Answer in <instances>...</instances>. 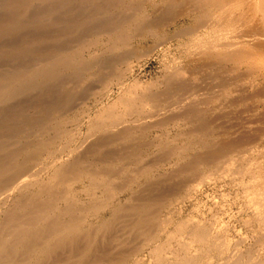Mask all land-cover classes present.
Masks as SVG:
<instances>
[{
  "label": "bare ground",
  "instance_id": "1",
  "mask_svg": "<svg viewBox=\"0 0 264 264\" xmlns=\"http://www.w3.org/2000/svg\"><path fill=\"white\" fill-rule=\"evenodd\" d=\"M146 2L0 0V264H264L219 221L178 216L231 182L264 229V0ZM148 39L181 54L143 84Z\"/></svg>",
  "mask_w": 264,
  "mask_h": 264
},
{
  "label": "rangeland",
  "instance_id": "2",
  "mask_svg": "<svg viewBox=\"0 0 264 264\" xmlns=\"http://www.w3.org/2000/svg\"><path fill=\"white\" fill-rule=\"evenodd\" d=\"M146 1L149 2L148 4L146 2V4H147L146 5V7H147L146 11L147 12H150V10H152V8H153L152 4L154 5V4L160 3V0H157V2L154 0H146ZM257 2H258V0H255V3H257ZM149 4H151V5H149ZM1 14L4 15V12L0 13V17L3 18L4 16ZM116 15H119V11L117 13H116V11L114 12V16H116ZM67 20H68V18L63 15V16L57 17L56 21L58 22V24L64 25L67 22ZM50 29L53 31V36L58 35V33H55L56 32L55 28L51 27ZM173 29L174 28H172V30ZM43 33L44 32H42V30H40V29L34 30V28H32V30H31V27H29V34H30L29 36L30 37L32 36V34H34V36H36V38L38 40L40 38L39 36L41 34L43 35ZM22 36L23 35L21 34V36L17 35L14 38H12V40L9 39V41H7V44L10 43L8 45H13L15 47H21L23 44V41H24V38ZM72 41H73L72 44H74V43H76L77 40L75 41V39H73ZM143 42L142 43H140V42L133 43L134 47H136V45H137L136 48L131 46L134 49L139 48L140 50H142L141 52H143V54H141L140 58H136L133 62V69H134L133 71L134 72L132 73L133 78L131 77V79L135 78L136 80L143 82V84H147L148 82L150 83V82L156 81V79H159L161 77V75L165 69L164 65H167L168 63L170 64V62L172 63L174 61V59L181 54V49H177V45H175V42H172V41H168L170 43V46L167 43L164 45V47L160 46V48L155 47L154 45L152 46L153 42H152V40L150 41V39L145 40ZM149 42H150V44L152 42V44L150 45ZM34 44L32 46V51H33L34 55H31V57L29 56V67H33V66L37 65V60H38V57L36 56L37 53H39L41 51L45 52L49 48V46L43 45L42 43H40V41H35ZM58 44H56L53 47H50V48H53L50 50L51 52L53 51L52 53H54V51H56L55 49H62V48H64V46L65 47L67 46L66 44L64 45L62 43H60L59 45ZM148 45H150V46H148ZM146 46H148V47L146 48ZM149 47H150V49H149ZM165 47H167V50ZM163 49H164L165 53L163 52ZM151 50H153V51H151ZM1 61H2V63H1ZM135 61H137V62H135ZM6 62H7V64H6ZM136 64H138V65H136ZM7 66H9V67L7 68ZM11 67H12V64L10 61H4L3 59L0 60V72L6 73ZM47 88H49L50 90H48ZM47 88L44 89L45 95H50L51 93L54 95V93L56 94V91L60 92V88L58 86H55V85L47 87ZM57 89H59V90H57ZM46 91H47V93H46ZM50 91H52V92H50ZM29 97H30L29 98V100H30L29 101V107H30L29 113L32 112L31 114H33V113H35V111L33 110L32 106L34 105L33 100L37 101L36 93H33V95L30 94ZM38 127L35 128L36 130H34V132H37L40 129V126H38ZM260 147H261V149H264V144H263V148H262V146H260ZM263 159H264V157H262L261 159H258L256 162L259 163L261 160L263 162L264 161ZM229 183H230V185H229ZM227 185H229V186H227ZM239 186H240L239 184H235V183L231 184V182H226V183L222 184L221 186L219 185L218 187H215V188H212L213 186L204 187V190L206 192L202 193L201 194L202 196L199 195V200H195L197 202L196 203L197 206L196 207L193 206L192 205L193 203L190 205H187L188 207L185 205V207L178 213V216H179V218L182 217L184 219L191 218V217H192V219H194L195 217H197L196 220L202 219V221L208 220V222L219 221L220 224L226 226L229 229V232H228L229 236H227V237L231 242H233V243L240 242L241 243L240 248L243 250L247 249L250 246V248L252 250L254 249L253 252L255 253L256 256L259 255V257L261 258L263 255L261 260L264 262V246H263L264 244L262 243V246H261V243L260 244H258V242L256 243V241H257L256 239L258 238V236L262 235V232H264L263 231L264 229L260 231V229H258L257 227L255 229V227L249 226V224L245 225L246 223H244L245 222L244 219H247V218L252 216V210L247 205L246 193L244 191L245 189L243 187L241 188V186L240 187ZM243 193H245V194H243ZM207 195H209V197ZM217 205H220V207H215ZM245 208H247V209H245ZM198 217H199V219H198ZM203 218H206V219H203ZM259 233H261V234L259 235ZM180 238H184V236H182ZM144 255L147 257V262L151 261L153 259L150 256L149 252H144Z\"/></svg>",
  "mask_w": 264,
  "mask_h": 264
}]
</instances>
